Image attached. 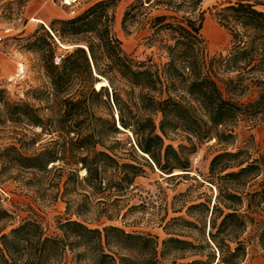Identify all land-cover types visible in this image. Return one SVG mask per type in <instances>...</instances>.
Listing matches in <instances>:
<instances>
[{"label":"trees","instance_id":"1","mask_svg":"<svg viewBox=\"0 0 264 264\" xmlns=\"http://www.w3.org/2000/svg\"><path fill=\"white\" fill-rule=\"evenodd\" d=\"M119 1L91 0L74 15L40 23L26 37L24 46L39 56L52 88L33 89L43 106L12 99L0 89V125L39 127L42 131L35 135L50 136L31 154L23 153L15 141L6 145L0 150L2 165L42 174L58 171L59 179L66 177L64 196L79 186L89 190L80 198L68 197L67 212L77 219L61 221L60 235H47L33 219L1 233L0 264H59L67 250L73 253L69 264H123L126 257L120 256L119 263L106 252L113 243L141 254V264H158L157 236L114 225L91 227L81 217L91 213L92 195L123 196L146 173L135 159L121 161L115 144L108 145L119 134L131 132L128 144L153 170L190 171L196 144H166L169 133L177 130L190 140L215 139L222 147L209 166V180L217 189L212 207L192 205L209 211L207 245L218 257L208 254L179 264H242L252 236L264 248V156L255 158L236 146L241 120L264 122V0H228L216 12L231 34V45L227 53L212 56L202 35L204 0H135L124 11L123 29L131 33L132 26L148 24L146 44L157 48L159 62L152 56L137 60L123 49L114 31ZM28 2L0 0V20L23 19L26 24ZM155 8L162 12L151 15ZM99 81L105 84L97 89ZM253 88L254 98L238 99ZM8 216L0 205V219ZM250 227L254 233L246 236ZM163 245L162 256L167 247L195 248L191 241L172 236Z\"/></svg>","mask_w":264,"mask_h":264},{"label":"rangeland","instance_id":"2","mask_svg":"<svg viewBox=\"0 0 264 264\" xmlns=\"http://www.w3.org/2000/svg\"><path fill=\"white\" fill-rule=\"evenodd\" d=\"M134 1H119L115 9L114 31L122 40L123 49L127 54L137 60H146L152 56L159 62L157 48L146 44V37L151 33L148 24L143 28L132 26L131 33H126L123 29L124 11ZM90 2L91 0L88 2L79 0L73 4H66L64 0H29L23 13V18L28 19L26 24L23 23V19L11 22L0 20V27L9 29V33L0 42V89L7 90L12 99H22L35 106H43L44 104L34 97L33 89L44 88L52 91L50 80L39 56L24 46L25 39L43 22L39 21L38 17L43 16L46 24L49 25L52 19L57 17L53 15L54 10L62 12V17H68L80 12ZM227 2L228 0L202 2L205 17L202 35L209 56L220 52L225 54L231 45L230 32L220 24L216 16V12ZM161 12L162 10L155 8L152 9L151 15ZM62 48L58 50L59 53L63 52ZM19 67L25 68V79L19 82L9 81ZM256 91L253 88L238 99L249 101L257 95ZM41 131L39 127L14 125L12 122L0 125V150L15 141L23 153L31 154L38 151L50 139L47 135H35V133L40 134ZM236 132L237 147H245L255 158L264 156L263 121L252 123L243 119L238 123ZM116 139L119 144L115 143ZM129 140H132L131 132L110 138L108 145L114 143L116 147L114 153L121 156V161L133 162L132 159H135L144 167L146 173L137 177L131 190L123 196L92 195L91 213L81 219L87 220L91 227L102 228L104 225H114L123 228L126 232L150 233L157 236L158 264H175V262L179 264L193 259H206L208 254H215L218 257V252L207 245L210 213L203 206L192 207V205L204 202L212 207L217 189L209 180V166L212 157L221 151L222 147L215 139L199 142L193 137L190 140L187 133L181 130L169 133L166 144L178 148L180 144L191 146L193 142L197 146L196 151L190 155V171L176 169L172 174L180 175L170 177L172 174L148 167L141 153L128 144ZM100 147L99 145L98 149ZM60 163L62 161L56 164ZM80 175H85V171H81ZM58 176L59 172L55 170L42 174L19 166L4 167L0 160V205L10 214L0 219V234L8 233L25 220L33 219L41 223L47 235L56 236L61 234L59 229L61 221L67 217L77 219L75 215L67 212V199L80 198V194L89 190L79 186L76 192L64 196L66 177L59 179ZM105 209H108V212H104ZM106 213L113 215L112 218ZM185 221L194 224H187ZM253 233L250 227L246 236ZM171 236L191 241L195 248L179 251L167 247L166 255L162 256L163 240ZM106 252L115 255L119 263H122L120 256H124L127 259L123 264H141V254L124 246L120 247L113 243L106 248ZM72 257L73 253L67 250L65 258H62L59 264H69ZM242 264H264V248L254 236L249 239L247 258Z\"/></svg>","mask_w":264,"mask_h":264},{"label":"built area","instance_id":"3","mask_svg":"<svg viewBox=\"0 0 264 264\" xmlns=\"http://www.w3.org/2000/svg\"><path fill=\"white\" fill-rule=\"evenodd\" d=\"M9 33V29L0 27V42ZM26 76L25 68L19 67L12 77L9 78V81L19 82L24 80Z\"/></svg>","mask_w":264,"mask_h":264},{"label":"crops","instance_id":"4","mask_svg":"<svg viewBox=\"0 0 264 264\" xmlns=\"http://www.w3.org/2000/svg\"><path fill=\"white\" fill-rule=\"evenodd\" d=\"M26 14V16H27V13H25ZM53 15L54 16H57V17H62L63 16V13L62 12H60V11H58V10H54V13H53ZM27 17H29L30 19H31V17L30 16H27ZM39 19V21H43L42 23H45L46 24V21H45V18L42 16V17H38Z\"/></svg>","mask_w":264,"mask_h":264},{"label":"bare ground","instance_id":"5","mask_svg":"<svg viewBox=\"0 0 264 264\" xmlns=\"http://www.w3.org/2000/svg\"><path fill=\"white\" fill-rule=\"evenodd\" d=\"M64 2L66 4H71L73 2V0H64ZM42 21V20H41ZM105 82L104 81H99L96 83V88L99 89L102 85H104Z\"/></svg>","mask_w":264,"mask_h":264}]
</instances>
